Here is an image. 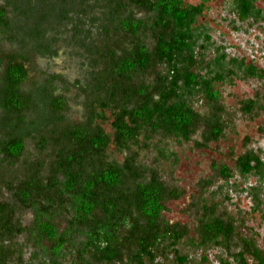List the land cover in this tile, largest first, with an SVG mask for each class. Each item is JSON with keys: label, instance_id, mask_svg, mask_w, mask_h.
<instances>
[{"label": "trees", "instance_id": "trees-1", "mask_svg": "<svg viewBox=\"0 0 264 264\" xmlns=\"http://www.w3.org/2000/svg\"><path fill=\"white\" fill-rule=\"evenodd\" d=\"M206 1H0V264H264L245 212L214 188L255 175L261 210L254 147L213 165L221 182L204 181L193 229L162 215L183 193L175 146L226 138L221 86L264 78L214 45L198 23ZM256 2L232 0L231 13L264 21ZM60 54L78 68L72 79L38 64ZM263 111V97L237 109Z\"/></svg>", "mask_w": 264, "mask_h": 264}, {"label": "rangeland", "instance_id": "rangeland-1", "mask_svg": "<svg viewBox=\"0 0 264 264\" xmlns=\"http://www.w3.org/2000/svg\"><path fill=\"white\" fill-rule=\"evenodd\" d=\"M182 1L184 4H197L202 0ZM231 4L232 0H207L198 23L206 27L214 45H222L229 57H243L247 62L253 61L258 67L264 68V21L261 19L239 21L231 13ZM256 4L264 12V0H257ZM234 21L235 26L231 25ZM37 61L43 67L59 71L71 79L78 72L74 63L69 64L71 61L67 55L60 54L50 61L45 58ZM221 89L224 107L231 111L233 116L234 130H230L226 138L209 142L206 146L194 144L195 140H200L199 134L195 135L192 141L175 146L174 152L178 160L171 168V175L183 193L179 198L165 203L162 215L171 223L189 224L193 229L196 203L205 195L204 181L213 182L215 185L221 182L213 176L215 163L225 162L231 165L233 157L246 146L254 147L264 160V111L258 113V116L254 115L255 118H248L237 112L238 105L243 99L264 98V78L235 80L231 85H222ZM234 181L237 188L232 185ZM254 184L258 185V180L255 175H250L244 180L239 177L232 179L229 185L220 191L217 186L214 188L216 187L215 192H218L219 196L225 194L227 197L224 200L229 212L234 215L239 211L245 212V223L257 232L258 242L264 246V181L260 187L258 186L261 210H252L253 201L248 187ZM23 217L25 221L31 219L29 213H25ZM231 249L239 250L236 240H232ZM218 251L217 248L210 250L209 253L213 255ZM214 263L217 264L216 261Z\"/></svg>", "mask_w": 264, "mask_h": 264}, {"label": "flooded vegetation", "instance_id": "flooded-vegetation-1", "mask_svg": "<svg viewBox=\"0 0 264 264\" xmlns=\"http://www.w3.org/2000/svg\"><path fill=\"white\" fill-rule=\"evenodd\" d=\"M1 1V0H0ZM44 1H48V0H44ZM50 1H59V0H50Z\"/></svg>", "mask_w": 264, "mask_h": 264}]
</instances>
